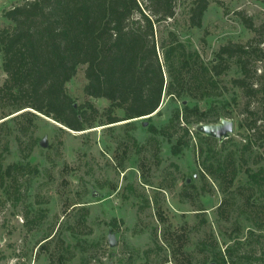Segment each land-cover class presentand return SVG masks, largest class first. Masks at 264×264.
Listing matches in <instances>:
<instances>
[{"label": "rangeland", "instance_id": "obj_1", "mask_svg": "<svg viewBox=\"0 0 264 264\" xmlns=\"http://www.w3.org/2000/svg\"><path fill=\"white\" fill-rule=\"evenodd\" d=\"M22 1L0 0V28L9 22L2 12ZM194 1L175 0V16L157 25V40L168 29L176 33L186 53V71L181 95L164 90L150 116L107 123L109 101L83 92L85 66L79 65L66 82L67 91L75 104L91 100L103 123L72 130L38 113L30 123L22 121L21 129L12 121L0 127L2 163H28L37 170L22 174L19 194L0 188V264H199L198 243L207 232L214 233L221 249L233 242L232 236L246 240L251 223L239 206L243 197L226 201L224 183L201 167L206 145L199 149L196 144L198 135L225 122L233 129L225 144L219 146L223 138H218L214 149L224 154L244 142L243 98L230 82L236 69L232 65L224 75L208 79L206 88L201 70L221 44L255 36L235 11L243 10L255 25L264 24V0H208L200 27L188 20ZM259 47L264 51V39ZM4 75L0 53V83ZM164 76L167 81L165 66ZM183 104H198L211 121L181 122L192 132L174 153L172 144L183 131L174 133L167 124ZM113 114L122 117L123 111L114 108ZM2 116L0 109V121ZM162 129L167 133L157 132ZM42 139L46 146L39 144ZM235 156L238 172L229 188L246 180V164ZM258 165L264 161L251 168ZM30 220L37 222L32 229ZM110 232L114 246L107 242Z\"/></svg>", "mask_w": 264, "mask_h": 264}, {"label": "trees", "instance_id": "obj_2", "mask_svg": "<svg viewBox=\"0 0 264 264\" xmlns=\"http://www.w3.org/2000/svg\"><path fill=\"white\" fill-rule=\"evenodd\" d=\"M208 4V0L194 1L188 16L191 26H201ZM235 13L255 36L246 42L221 44L209 65L202 66L201 79L206 88L208 79L224 75L235 66L237 75L230 82L243 98L241 113L246 115L239 123L244 127L245 140L236 152L229 149L224 154L214 149L218 138L213 135H198L196 144L199 149L206 145L201 167L213 180L224 183L222 191L231 198L226 201L233 203L234 196L243 197L239 206L243 205L251 226L244 235L246 240L232 236L233 242L223 249L214 233L207 232L198 243L199 264H264V165L251 168L264 161V51L259 47L264 24L255 25L243 10ZM2 16L9 22L0 28L5 74L0 83L4 118L0 127L12 121L21 129L22 121L30 123L38 113L72 130L103 123L91 100L74 105L67 91L66 82L79 65L85 66L83 92L109 101L104 111L107 123L150 116L157 111L164 90L180 96L184 89L186 53L181 42L171 29L165 38H156L157 25L175 16V0H23L4 10ZM114 108L122 109L123 116L113 114ZM208 113L198 104H183L174 112L167 125L174 133L182 130L183 134L172 144V152L178 153L181 145L187 144L182 137L192 132L181 122H210ZM157 132L166 134L167 130ZM226 140L219 141V146ZM235 155L246 164L242 170L246 180L229 188L238 172ZM1 159L0 153V188L19 194L22 174L37 170L28 163L4 165ZM33 221L28 229L37 224ZM234 223L235 231H240Z\"/></svg>", "mask_w": 264, "mask_h": 264}, {"label": "water", "instance_id": "obj_3", "mask_svg": "<svg viewBox=\"0 0 264 264\" xmlns=\"http://www.w3.org/2000/svg\"><path fill=\"white\" fill-rule=\"evenodd\" d=\"M76 105V104H74ZM143 125H146V121L142 122ZM233 126L231 122H225L224 124L218 126V127H209L208 134L213 135L217 138H224L227 137L228 134L232 131ZM39 144L41 146H46V141L45 139H42ZM107 242L109 246H114L116 244V239L115 236L112 232L108 233L107 236Z\"/></svg>", "mask_w": 264, "mask_h": 264}]
</instances>
